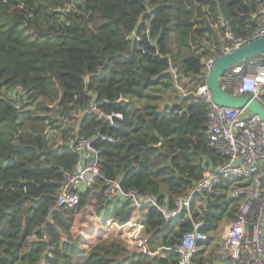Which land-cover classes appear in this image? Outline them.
Listing matches in <instances>:
<instances>
[{
	"label": "trees",
	"instance_id": "obj_1",
	"mask_svg": "<svg viewBox=\"0 0 264 264\" xmlns=\"http://www.w3.org/2000/svg\"><path fill=\"white\" fill-rule=\"evenodd\" d=\"M68 1L0 0V264H178L181 238L193 228L184 215L167 224L157 210L141 209L150 253L118 234L91 238L76 216L93 200L98 216L126 224L136 208L112 200L108 181L173 205L218 161L205 135L207 105L178 88L188 93L207 82L204 60L227 45L220 19L246 35L258 1L73 0L74 8L59 9ZM16 85L28 93L21 107L6 94ZM92 95L123 113L119 129L81 115ZM77 120L81 135L116 140L100 142L104 178L75 207L53 211L77 161L66 145ZM50 127L64 142L57 150ZM232 187L227 180L218 195L194 199L192 218L203 219L208 238L193 264H218L217 232L240 203Z\"/></svg>",
	"mask_w": 264,
	"mask_h": 264
},
{
	"label": "built area",
	"instance_id": "obj_2",
	"mask_svg": "<svg viewBox=\"0 0 264 264\" xmlns=\"http://www.w3.org/2000/svg\"><path fill=\"white\" fill-rule=\"evenodd\" d=\"M259 12L257 22L248 34L238 36L234 33L228 20L220 19V27L227 45L221 47L213 55L204 60V69L210 73L215 62L242 46L264 36V0H257ZM73 0L60 7L61 10L74 8ZM176 77L175 68H171ZM222 89L232 95H249L261 101L264 93V51L254 57L239 62L228 69L220 78ZM181 89V88H180ZM182 95L190 96L194 101H202L207 105V122L205 135L210 145L219 155L217 162H209L204 170L203 177L196 181L187 195L179 196L174 204L166 198L160 200L150 193L126 191L119 180L108 181L107 190L112 200L124 201L134 206L139 212L149 209L157 210L168 224L172 220L184 215L183 219H192L193 228L183 234L178 249L180 259L178 264H193L194 256L199 252V241L206 240L208 235L202 230L203 219L193 220L191 205L200 194L220 193L219 186L231 180L233 187L230 195L240 200L235 218L228 221L224 232L218 241V264H264V121L247 108H233L217 103L207 82L199 85L191 92ZM7 96L21 107L19 99L27 96V90L21 85L12 87ZM92 95L81 115H95L114 129H119L124 115L119 111H107ZM264 104V103H263ZM78 116L74 114L73 120ZM80 120L72 126V133L66 142L69 150L77 156V161L71 171L64 173V180L52 210L73 208L82 195L93 190L100 178L104 175L100 171L101 141L114 142L116 138L108 133L98 132L92 137L79 133ZM49 144L58 143L61 139L59 130L50 127L46 130ZM64 143V142H63ZM62 143V144H63ZM243 182V185L238 183ZM184 211V213H183ZM183 213V214H182ZM134 221V217L132 218ZM132 219L126 224H119L114 220H107L111 227L124 228L129 225L132 232L125 239L127 242H137L136 249L149 252L147 238L140 237V229L145 227L144 222L136 223ZM145 229V228H144ZM157 256H164L162 252H153Z\"/></svg>",
	"mask_w": 264,
	"mask_h": 264
},
{
	"label": "water",
	"instance_id": "obj_3",
	"mask_svg": "<svg viewBox=\"0 0 264 264\" xmlns=\"http://www.w3.org/2000/svg\"><path fill=\"white\" fill-rule=\"evenodd\" d=\"M264 51V36L242 46L241 48L220 57L214 64L207 77V84L210 87L214 100L222 105L233 108H247L254 114L259 115L264 121V104L258 99L249 95H232L222 89L220 85L221 76L231 67L236 66L239 62L254 57ZM59 141L55 150L62 145Z\"/></svg>",
	"mask_w": 264,
	"mask_h": 264
},
{
	"label": "rangeland",
	"instance_id": "obj_4",
	"mask_svg": "<svg viewBox=\"0 0 264 264\" xmlns=\"http://www.w3.org/2000/svg\"><path fill=\"white\" fill-rule=\"evenodd\" d=\"M178 90L181 91L180 88ZM123 203L124 201H119ZM95 201H89V203L77 214L76 216V224L78 229H86L89 230L87 234H90L91 238L95 239L98 235L103 234L105 237L111 236V235H117L119 234V231L115 227H111L106 223V220L102 216H98L96 213V206ZM135 211H138L135 209ZM134 211V212H135ZM137 212H135L136 216ZM109 218L112 219V216L109 215ZM228 221H225L221 227L220 230L217 232V243L222 236L224 232V228L227 226ZM81 227V228H79ZM121 236L125 239H129L128 236L125 233H121ZM134 246H137V242H132ZM158 253H160V250H158Z\"/></svg>",
	"mask_w": 264,
	"mask_h": 264
},
{
	"label": "crops",
	"instance_id": "obj_5",
	"mask_svg": "<svg viewBox=\"0 0 264 264\" xmlns=\"http://www.w3.org/2000/svg\"><path fill=\"white\" fill-rule=\"evenodd\" d=\"M136 212H137V214H136V216L134 215V221H133V219H132V221L133 222H136V223L144 222L145 221V214L142 211H140V212L139 211H136ZM114 227L119 231V234L117 233L118 235H121V233H125L130 240H134L133 237H129V234H130L129 232H132V228H130L129 225L125 226L124 228H118L115 225H114ZM139 236L140 237H145L144 228L140 229ZM128 244L133 249L137 248L136 246L131 245L133 243H129L128 242Z\"/></svg>",
	"mask_w": 264,
	"mask_h": 264
}]
</instances>
